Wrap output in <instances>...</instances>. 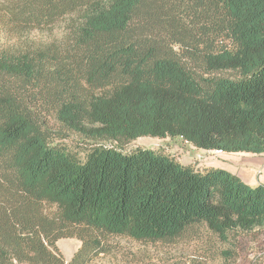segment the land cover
Masks as SVG:
<instances>
[{
    "label": "trees",
    "instance_id": "obj_1",
    "mask_svg": "<svg viewBox=\"0 0 264 264\" xmlns=\"http://www.w3.org/2000/svg\"><path fill=\"white\" fill-rule=\"evenodd\" d=\"M66 16L62 40L29 37ZM0 27L17 38L0 37V264L264 228V183L121 147L170 136L264 153V0H9ZM62 238L81 241L69 260Z\"/></svg>",
    "mask_w": 264,
    "mask_h": 264
},
{
    "label": "rangeland",
    "instance_id": "obj_2",
    "mask_svg": "<svg viewBox=\"0 0 264 264\" xmlns=\"http://www.w3.org/2000/svg\"><path fill=\"white\" fill-rule=\"evenodd\" d=\"M8 1L0 0V13L1 7ZM69 20L68 16L63 17L50 31L32 30L29 37L35 40L50 38L62 40L68 32ZM179 30L175 29L173 34L176 36L178 32L182 35L183 32ZM0 37L2 43L17 41L15 36L8 39L1 27ZM50 124L54 127L58 126L52 119ZM78 140L77 135H70L65 142L76 146ZM121 147L125 151L136 147L160 149L175 156L182 163L193 165L198 169L221 167L239 175L249 185L264 183V153H229L199 149L181 138L170 136L163 138L143 136L125 141ZM75 239L77 238H62L61 247L59 244L58 247L64 255L65 253L70 255L77 247L76 244L75 248L72 245V240ZM108 244L112 248L111 253L100 255L93 264H264V228L233 234L229 241H222L208 232L205 227L198 226L197 233L190 228L173 241H138L124 236H110Z\"/></svg>",
    "mask_w": 264,
    "mask_h": 264
},
{
    "label": "crops",
    "instance_id": "obj_3",
    "mask_svg": "<svg viewBox=\"0 0 264 264\" xmlns=\"http://www.w3.org/2000/svg\"><path fill=\"white\" fill-rule=\"evenodd\" d=\"M62 239H60V240H58V242H57V244H59V246L61 247V241ZM73 241V244L72 245H74V248H75V244L77 245V247L75 248V249H73L72 250V252H71V254L70 255H67L66 253H65V256H66V258L69 260L72 256H73V254L75 253V251L77 250V248L80 246V241L78 240V239H75V240H72ZM77 242H79V244H77ZM66 249V248H65Z\"/></svg>",
    "mask_w": 264,
    "mask_h": 264
}]
</instances>
